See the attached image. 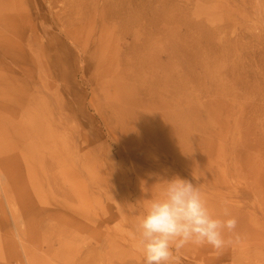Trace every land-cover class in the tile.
<instances>
[{
	"label": "rangeland",
	"instance_id": "1",
	"mask_svg": "<svg viewBox=\"0 0 264 264\" xmlns=\"http://www.w3.org/2000/svg\"><path fill=\"white\" fill-rule=\"evenodd\" d=\"M264 264V0H0V264H144L174 176Z\"/></svg>",
	"mask_w": 264,
	"mask_h": 264
},
{
	"label": "clouds",
	"instance_id": "2",
	"mask_svg": "<svg viewBox=\"0 0 264 264\" xmlns=\"http://www.w3.org/2000/svg\"><path fill=\"white\" fill-rule=\"evenodd\" d=\"M162 194L150 201L136 225L144 264H173L188 245L222 251L234 242L238 220L227 207L214 215L199 186L174 176L162 181Z\"/></svg>",
	"mask_w": 264,
	"mask_h": 264
}]
</instances>
